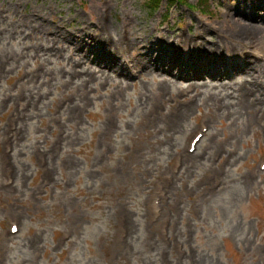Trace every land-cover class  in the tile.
Returning <instances> with one entry per match:
<instances>
[{"label": "rangeland", "instance_id": "374dc122", "mask_svg": "<svg viewBox=\"0 0 264 264\" xmlns=\"http://www.w3.org/2000/svg\"><path fill=\"white\" fill-rule=\"evenodd\" d=\"M186 2L0 0V264H264V21L238 15L264 18V0ZM156 44L249 65L194 91L156 69L131 81Z\"/></svg>", "mask_w": 264, "mask_h": 264}, {"label": "bare ground", "instance_id": "6f19581e", "mask_svg": "<svg viewBox=\"0 0 264 264\" xmlns=\"http://www.w3.org/2000/svg\"><path fill=\"white\" fill-rule=\"evenodd\" d=\"M249 14L250 13L245 14L244 12H238V15L239 16H241L242 18H245V21H248V20H259L261 22L264 21V18H262L260 16L251 17ZM247 25H249V24H247ZM247 25L242 26V27L239 28L240 35L241 36L244 35V34H246L247 32H251L252 31V29L250 27H248ZM122 48L123 47H121V49ZM156 48H157L156 51L159 50L161 52L162 56L161 57L160 56L157 57L158 61H156V62L154 61L155 63H153L155 65H153L151 63H148V62H142V63L139 64L140 65L139 68L143 70V73L146 72L147 74H150V71L152 69H154V67H157L158 66L159 67L158 68V72H157L158 75L164 77V79H165V76L168 77V80L169 81L165 82L164 84L169 85V84H171L170 80H174L175 78L176 79H180L184 75V73H183L182 70H180L181 67L176 65V62L173 60L174 57L169 54L170 52H168L167 50H164V52H163V48L161 46H159L158 44H156ZM206 50H208V51H210L212 53L215 52V49H212L210 47H207ZM122 57L125 58V59H127V57H125L123 54H122ZM163 59H164V61L162 62ZM127 63L128 64H130V63L133 64L132 59H129L127 61ZM115 64H117V63H115ZM167 64L172 65V68H170ZM114 69H115V66H111L110 67V70L111 71L114 70ZM173 70H177V72L176 73H173L172 72ZM198 76H201V79L208 78V77H210V78L214 77V75H209V74L198 75ZM188 105H190V104H188Z\"/></svg>", "mask_w": 264, "mask_h": 264}, {"label": "trees", "instance_id": "16d2710c", "mask_svg": "<svg viewBox=\"0 0 264 264\" xmlns=\"http://www.w3.org/2000/svg\"><path fill=\"white\" fill-rule=\"evenodd\" d=\"M179 3L186 4V0H177ZM159 2V1H158Z\"/></svg>", "mask_w": 264, "mask_h": 264}]
</instances>
